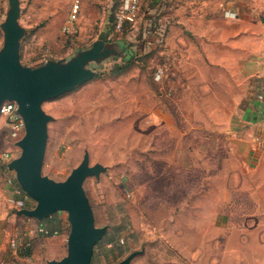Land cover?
<instances>
[{"label": "rangeland", "instance_id": "374dc122", "mask_svg": "<svg viewBox=\"0 0 264 264\" xmlns=\"http://www.w3.org/2000/svg\"><path fill=\"white\" fill-rule=\"evenodd\" d=\"M152 1L142 0L137 21L116 32L112 24L119 0H79L78 32L71 36L62 34L61 28L72 0H19L18 22L25 29L19 59L24 66L68 60L97 40L118 51L125 49L123 55L91 62L88 67L95 71L94 77L42 103L52 119L47 123L41 172L55 181L64 180L85 152L90 165L105 168L82 183L95 226L106 227L93 247L90 264H118L134 251L131 264H255L257 260L245 258L260 246L252 232L234 237L231 245L229 239L225 244L229 229L222 228L212 247L204 243L210 233L200 235L191 229L187 217L182 221L181 202L196 203L204 177L227 156L232 134L214 130L217 117L212 110L198 116L190 109V101L173 99L182 85L163 51L168 2ZM189 2L196 5L197 0ZM156 3L160 8L154 15L149 11ZM8 7L7 0H0V22ZM2 41L0 29V47ZM164 63L167 66L157 79L156 69ZM243 89L238 85V93ZM196 90L195 84L188 88L190 95ZM2 121L3 149L7 131ZM13 151L16 156L20 153L19 148ZM188 162L189 169H182ZM53 215L55 224L47 229L57 233L34 232L30 256L8 255L6 264H48L65 256L70 230L67 213Z\"/></svg>", "mask_w": 264, "mask_h": 264}, {"label": "crops", "instance_id": "0c3cea01", "mask_svg": "<svg viewBox=\"0 0 264 264\" xmlns=\"http://www.w3.org/2000/svg\"><path fill=\"white\" fill-rule=\"evenodd\" d=\"M189 1L165 0L169 19L163 51L182 85L172 97L190 101V109L198 116L212 110L217 117L214 130L232 136L227 156L204 177L206 183L202 184L196 203L181 202V218L185 222L187 217L196 233H210L204 243L210 242L212 247L222 228L229 229L225 244L229 239L231 245L234 237L252 232L260 246L245 258L264 264V147L252 148L254 136L264 138V0H197L196 5ZM150 7L149 12L154 15L155 9L160 8L158 3ZM191 84L197 89L192 95L188 92ZM238 85L244 88L240 93ZM219 117L224 118L221 121ZM4 139L0 132V151H10V147L18 150L7 138L2 149ZM13 150L10 153L15 158ZM189 167L188 162L182 169ZM11 172L7 166H0V258L4 260L13 255L9 250L11 237L23 229L19 236L31 238L41 223L12 212L22 208L7 202L11 194L5 177ZM34 205L28 198L23 208ZM219 255L214 256L218 259Z\"/></svg>", "mask_w": 264, "mask_h": 264}, {"label": "water", "instance_id": "95a60500", "mask_svg": "<svg viewBox=\"0 0 264 264\" xmlns=\"http://www.w3.org/2000/svg\"><path fill=\"white\" fill-rule=\"evenodd\" d=\"M8 9L0 22L3 33L0 47V104L4 100L14 101L17 112L24 123V134L15 142L20 153L8 164L16 182L26 195L34 201L32 208L13 209L19 216L42 221L53 214L64 211L70 225L67 236L66 254L48 264H90L93 247L102 238L106 227H97L88 199L82 187L88 176H97L105 168L96 163L89 164L85 152L80 163L61 181L43 175L42 164L47 144V123L52 119L42 109L46 100L58 97L64 92L95 76L88 65L98 63L109 55H123L102 40L91 47L78 51L68 60H46L36 67L24 66L19 59L20 40L25 29L19 24V0H7ZM137 254L129 253L118 264H131Z\"/></svg>", "mask_w": 264, "mask_h": 264}, {"label": "built area", "instance_id": "2783aa9c", "mask_svg": "<svg viewBox=\"0 0 264 264\" xmlns=\"http://www.w3.org/2000/svg\"><path fill=\"white\" fill-rule=\"evenodd\" d=\"M141 1L142 0H119L118 8L114 13V31L121 32L124 29L125 25L131 26L137 21L140 12ZM78 2L79 0H72L69 14L61 28L62 34L64 35L73 36L78 32ZM45 61L46 60H44L43 62ZM166 66L167 64L164 63V65H159L157 67L155 73V77L157 79H161L164 72V67ZM0 118L3 120V125L7 131L6 138L14 143L18 141L24 134V123L17 112V105L14 101L4 100L0 104ZM258 145H262V147H264V138L260 135L254 136L252 148H257ZM12 159L13 156L10 151H0V166L6 167ZM5 183L7 186V190L11 194L7 198V202L14 207L23 208L25 205V201L29 197L16 182L13 172L5 177ZM35 232L43 236H47L50 234V231L47 229V227L41 223L36 226ZM55 233H57V231H53V234ZM31 246L32 244L30 238H27L25 235L13 236L9 240V250L13 255H18L19 253L26 251L27 249H31ZM0 264H6L5 260L0 258Z\"/></svg>", "mask_w": 264, "mask_h": 264}, {"label": "trees", "instance_id": "16d2710c", "mask_svg": "<svg viewBox=\"0 0 264 264\" xmlns=\"http://www.w3.org/2000/svg\"><path fill=\"white\" fill-rule=\"evenodd\" d=\"M114 20H113V24H114ZM113 24H112V27H113ZM126 26H128V25H125V27ZM51 218H52V216L42 220L41 223L42 224L44 223V226H46V227L51 225V224H53V223L55 224V221H53ZM49 235H53V231H50ZM30 254H31V249H27L26 251H23V252L19 253L18 256H20V257H29Z\"/></svg>", "mask_w": 264, "mask_h": 264}]
</instances>
